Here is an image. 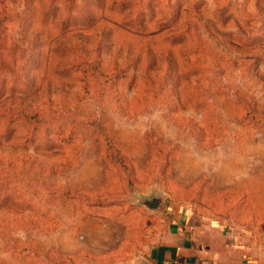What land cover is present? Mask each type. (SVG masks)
<instances>
[{
  "label": "rangeland",
  "instance_id": "obj_1",
  "mask_svg": "<svg viewBox=\"0 0 264 264\" xmlns=\"http://www.w3.org/2000/svg\"><path fill=\"white\" fill-rule=\"evenodd\" d=\"M192 212L264 220V0H0V264H179Z\"/></svg>",
  "mask_w": 264,
  "mask_h": 264
},
{
  "label": "crops",
  "instance_id": "obj_2",
  "mask_svg": "<svg viewBox=\"0 0 264 264\" xmlns=\"http://www.w3.org/2000/svg\"><path fill=\"white\" fill-rule=\"evenodd\" d=\"M177 232L173 263L264 264V220L233 224L192 212Z\"/></svg>",
  "mask_w": 264,
  "mask_h": 264
},
{
  "label": "water",
  "instance_id": "obj_3",
  "mask_svg": "<svg viewBox=\"0 0 264 264\" xmlns=\"http://www.w3.org/2000/svg\"><path fill=\"white\" fill-rule=\"evenodd\" d=\"M156 203V202H155Z\"/></svg>",
  "mask_w": 264,
  "mask_h": 264
}]
</instances>
